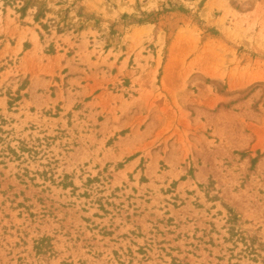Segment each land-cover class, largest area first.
Returning <instances> with one entry per match:
<instances>
[{
    "label": "rangeland",
    "instance_id": "374dc122",
    "mask_svg": "<svg viewBox=\"0 0 264 264\" xmlns=\"http://www.w3.org/2000/svg\"><path fill=\"white\" fill-rule=\"evenodd\" d=\"M0 264H264V0H0Z\"/></svg>",
    "mask_w": 264,
    "mask_h": 264
},
{
    "label": "crops",
    "instance_id": "0c3cea01",
    "mask_svg": "<svg viewBox=\"0 0 264 264\" xmlns=\"http://www.w3.org/2000/svg\"><path fill=\"white\" fill-rule=\"evenodd\" d=\"M90 1H88V3H89Z\"/></svg>",
    "mask_w": 264,
    "mask_h": 264
}]
</instances>
